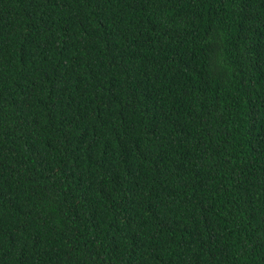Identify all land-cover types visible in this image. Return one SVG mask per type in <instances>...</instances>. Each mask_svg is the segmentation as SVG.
I'll return each mask as SVG.
<instances>
[{
    "label": "trees",
    "instance_id": "obj_1",
    "mask_svg": "<svg viewBox=\"0 0 264 264\" xmlns=\"http://www.w3.org/2000/svg\"><path fill=\"white\" fill-rule=\"evenodd\" d=\"M0 264H264V0H0Z\"/></svg>",
    "mask_w": 264,
    "mask_h": 264
}]
</instances>
